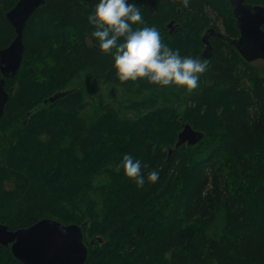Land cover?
<instances>
[{
    "label": "trees",
    "instance_id": "obj_1",
    "mask_svg": "<svg viewBox=\"0 0 264 264\" xmlns=\"http://www.w3.org/2000/svg\"><path fill=\"white\" fill-rule=\"evenodd\" d=\"M15 1L0 0L1 47L14 36L5 11ZM96 2L46 0L26 22L0 119V222L16 229L47 216L81 224L83 264H264V74L212 36L199 87L178 93L146 79L121 82L91 35ZM133 2L181 55L199 56L200 34L213 24L205 7L221 16L225 35L238 32L228 0ZM81 73L122 85L123 97L149 96L124 107L133 118L113 105L87 110L86 91L67 88ZM58 90L67 93L44 102ZM183 122L204 136L166 160ZM125 153L142 161L143 187L118 168ZM0 264L23 263L0 245Z\"/></svg>",
    "mask_w": 264,
    "mask_h": 264
},
{
    "label": "water",
    "instance_id": "obj_2",
    "mask_svg": "<svg viewBox=\"0 0 264 264\" xmlns=\"http://www.w3.org/2000/svg\"><path fill=\"white\" fill-rule=\"evenodd\" d=\"M45 1L16 0L5 11V18L12 26L14 36L6 46H0V118L9 100V93L5 90L6 78L14 77L22 63L26 22L37 8L45 4ZM228 1L238 36L225 35L214 27L207 28L201 36L205 47L198 58L204 59L213 55L209 38L217 36L233 46L244 60L250 62L262 59L264 61V5L246 0ZM167 26L171 32L172 21ZM66 93L67 90H58L45 98L44 102H53ZM203 136L204 133L201 130L194 129L189 122H183L181 130L177 133L174 147L168 148L166 160L171 157L175 148L183 143L194 145ZM97 240L102 241L101 237H97ZM0 245L9 247L11 254L23 264H83L88 255L81 224L63 223L47 216L28 226L16 229H11L7 224L0 222Z\"/></svg>",
    "mask_w": 264,
    "mask_h": 264
},
{
    "label": "clouds",
    "instance_id": "obj_3",
    "mask_svg": "<svg viewBox=\"0 0 264 264\" xmlns=\"http://www.w3.org/2000/svg\"><path fill=\"white\" fill-rule=\"evenodd\" d=\"M184 3L187 4V0ZM88 21L94 25L91 35L98 48L111 54L112 67L119 81L146 79L161 87L177 85L188 91L199 87L206 62L192 55H181L179 49L162 43L159 30L146 25L141 9L133 0H97ZM141 164L140 159L125 153L118 168H122L138 187H143L146 177ZM158 179V170L153 169L147 175L150 182Z\"/></svg>",
    "mask_w": 264,
    "mask_h": 264
},
{
    "label": "rangeland",
    "instance_id": "obj_4",
    "mask_svg": "<svg viewBox=\"0 0 264 264\" xmlns=\"http://www.w3.org/2000/svg\"><path fill=\"white\" fill-rule=\"evenodd\" d=\"M205 10L208 15V18L211 20V23H213L210 25V27L214 26L216 30H221L224 32L225 26L223 24V20L221 16H218L216 12H214V10L210 9L209 7H205ZM202 33L203 31L201 32V34ZM201 34L200 36H202ZM202 50H203V43L200 48V51ZM211 57L200 59V60L202 62H206V64L208 65ZM248 63L253 68V70H255L256 72L258 71L260 74H264V61L262 59H256ZM200 79H201V75H200ZM67 84H68L67 88L77 86L78 88L84 89V92L86 91L84 93V100L88 101L89 103L85 106L87 110L93 109V108L96 109L100 105H103V106L113 105L114 107L117 108L119 115L122 119L133 118L132 117L133 112H131L127 108H124L129 103L130 100H140L141 98L149 96L148 94H145V95L141 94L142 96L132 95L129 97H123V94H125L126 92L122 85L115 84V83L105 81L103 79H98V78L90 79V75L87 73H81L77 77L73 78V80L70 78ZM174 87L178 91V93L181 90V88L186 90L183 86L174 85ZM160 93L162 94V92ZM64 102L56 106L49 107L48 110L58 109L63 106ZM178 105L180 106L179 112H181L186 107L185 103L178 104Z\"/></svg>",
    "mask_w": 264,
    "mask_h": 264
},
{
    "label": "flooded vegetation",
    "instance_id": "obj_5",
    "mask_svg": "<svg viewBox=\"0 0 264 264\" xmlns=\"http://www.w3.org/2000/svg\"><path fill=\"white\" fill-rule=\"evenodd\" d=\"M170 21H172V25H174V20H170ZM169 23V22H168ZM264 26V25H263ZM173 28H174V26H173ZM223 32V31H222ZM223 33H225V32H223ZM204 34V33H203ZM238 34L239 33H237L235 36H238ZM210 37H212V36H210ZM204 44V43H203ZM205 47V44H204V46H203V48ZM0 76H1V73H0ZM7 79V78H6ZM5 85H6V83H5ZM6 90V89H5ZM1 119V118H0ZM0 143H1V141H0Z\"/></svg>",
    "mask_w": 264,
    "mask_h": 264
}]
</instances>
